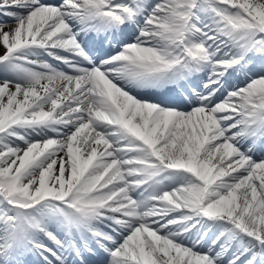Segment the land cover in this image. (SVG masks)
Returning <instances> with one entry per match:
<instances>
[{
	"label": "snow or ice",
	"instance_id": "1",
	"mask_svg": "<svg viewBox=\"0 0 264 264\" xmlns=\"http://www.w3.org/2000/svg\"><path fill=\"white\" fill-rule=\"evenodd\" d=\"M0 264H264V0H0Z\"/></svg>",
	"mask_w": 264,
	"mask_h": 264
}]
</instances>
